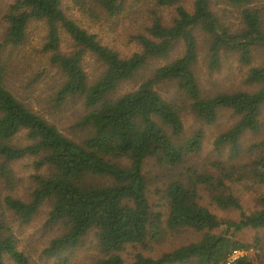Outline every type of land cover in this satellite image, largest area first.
<instances>
[{
	"label": "trees",
	"instance_id": "trees-1",
	"mask_svg": "<svg viewBox=\"0 0 264 264\" xmlns=\"http://www.w3.org/2000/svg\"><path fill=\"white\" fill-rule=\"evenodd\" d=\"M91 1L89 7L87 0H72L110 18L122 15L128 0ZM186 3H192L191 10ZM156 4L174 7V17L167 24L155 15L147 35L135 39L141 50L126 58L70 18L63 0H9L0 8L3 47L19 49L32 23L45 26L42 52L50 55L61 80L51 98L53 107L77 98L84 107L74 126L75 138L68 136L17 98L9 89L8 65L0 63V264H89L85 256L94 252L95 264H231L235 251L264 245L260 239L251 245L235 236L248 229L264 231V194L259 207L247 215L231 188H264V138L248 147L243 144L247 134L264 131V63L246 76L248 85L258 86L254 92L203 93L195 71L199 34L208 44L210 70H218L222 54L228 53L237 54L242 65L252 64L254 51L264 50V0ZM229 9L239 16L237 28L228 21ZM63 33L76 50L61 52ZM180 43L184 52L179 58L144 77L152 61L170 59ZM87 54L103 69L92 83L83 69ZM136 78L142 79L136 89L117 94L122 84ZM165 82L177 83L206 126H214L222 111L239 117L213 141L218 160L185 168L186 161L202 150L205 133L186 134L181 104L157 90ZM22 132L26 145L18 143ZM24 159L32 160L38 174L30 195L16 197L13 165ZM149 162L170 172L168 182L155 191ZM3 189L9 191L5 197ZM157 196L159 202L152 203ZM204 196L222 211H240V220H222L202 203ZM44 207L47 218L39 233L45 241L35 261L19 248L11 225L35 224ZM187 232L196 239L158 251L170 235ZM234 264L255 261L243 256Z\"/></svg>",
	"mask_w": 264,
	"mask_h": 264
},
{
	"label": "rangeland",
	"instance_id": "rangeland-1",
	"mask_svg": "<svg viewBox=\"0 0 264 264\" xmlns=\"http://www.w3.org/2000/svg\"><path fill=\"white\" fill-rule=\"evenodd\" d=\"M9 0H0V8L7 4ZM66 14L74 19L80 26L89 31V33L97 35L103 45H107L119 53L123 58L130 57L132 54L141 50L140 45L135 40L137 36L147 35V29L152 25L155 15H160L164 23H170L174 17V7L161 8L156 4V0H128L126 1V9L122 15L108 17L106 13H102L98 8L82 9L72 0H63ZM89 7L91 0H87ZM94 7V6H93ZM186 7L191 10L192 3H186ZM228 21L237 28L240 25V19L233 9L227 10ZM0 25V63L8 65L9 89L24 101L34 111L43 114L50 122L56 124L59 129L70 137L75 138L74 130L77 122L84 113L82 99H69L59 108H54L51 98L55 96L56 89L59 87L61 80L58 71L50 63V55L42 52V46L46 34V28L43 23H32L29 27L28 38L25 44L19 49L9 46L3 47L4 38ZM199 40V59L195 67L196 75L200 83L201 90L206 94H214L218 91H246L254 92L258 89L257 85H248L245 82L249 70L253 67H260L264 63V50L256 49L253 53V61L249 66L242 65L238 61L237 54H222L221 67L212 71L209 67L208 44L204 35H198ZM62 53H69L76 50V45L72 39L66 34H62V43L60 46ZM184 52L183 44L177 45L170 59L152 61L144 73L147 77L150 71L168 64L176 58H179ZM83 69L90 83L95 82L101 77L103 69L101 64L91 55L87 54L83 63ZM142 82L141 78L122 84L117 94L136 89ZM158 92L167 100L177 101L181 104L182 116L184 119L185 130L187 135H191L196 130H202L205 133V140L202 150L187 160L185 168L207 164L219 159L217 150L213 146V141L219 132L232 126L239 119L230 111H222L218 116V121L214 126H206L199 119L196 113L191 109V101L180 91L176 82H165L157 86ZM264 116V115H263ZM25 132L18 136V143L26 145ZM264 138V131L261 134H247L243 139V144L248 147L250 144L260 141ZM17 142V140H16ZM223 157V155H221ZM225 156V155H224ZM148 174L152 181V191L162 187L168 182L170 172L166 169H160L154 162L147 165ZM15 179L18 180L17 188L13 195L16 197H27L30 195L32 185H34V177L38 174L34 168L31 159H24L13 165ZM162 185V186H161ZM234 195L242 206V211L250 215L259 207L258 200L264 194V188L258 185L248 184L232 185ZM3 197L8 195L9 191L3 189ZM152 203H158L159 197L151 198ZM202 203L213 211L217 216L225 221H239L240 211L229 210L222 211L216 206H211L207 196H204ZM47 208L39 215L35 224L19 228L15 224L11 225L16 229V235L19 237V248L26 254L32 256L37 261L41 249L44 246L45 235L39 231L43 228L46 221ZM8 222H11L10 213ZM45 229V228H44ZM236 239L244 243L255 244L256 240L264 241V231L244 230L235 234ZM196 238L190 232L184 235H170L158 247L159 252H168L175 248L177 244L185 243ZM264 246V245H263ZM263 246L251 247L245 250L247 257L255 261V264H264ZM92 255V257H90ZM86 255L85 262L95 264V252ZM7 264H12L8 262Z\"/></svg>",
	"mask_w": 264,
	"mask_h": 264
},
{
	"label": "built area",
	"instance_id": "built-area-1",
	"mask_svg": "<svg viewBox=\"0 0 264 264\" xmlns=\"http://www.w3.org/2000/svg\"><path fill=\"white\" fill-rule=\"evenodd\" d=\"M243 256H247L246 253H245V250H243V251H235L233 253L229 263L234 264L235 261H237V259H239L240 257H243Z\"/></svg>",
	"mask_w": 264,
	"mask_h": 264
}]
</instances>
